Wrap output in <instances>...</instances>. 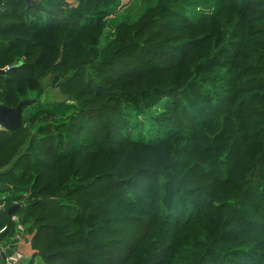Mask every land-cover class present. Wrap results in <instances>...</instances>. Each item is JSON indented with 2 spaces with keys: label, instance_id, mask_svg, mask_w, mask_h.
Returning <instances> with one entry per match:
<instances>
[{
  "label": "trees",
  "instance_id": "1",
  "mask_svg": "<svg viewBox=\"0 0 264 264\" xmlns=\"http://www.w3.org/2000/svg\"><path fill=\"white\" fill-rule=\"evenodd\" d=\"M121 2L0 0V103L34 99L0 128V242L16 215L21 264H264V0L105 31Z\"/></svg>",
  "mask_w": 264,
  "mask_h": 264
},
{
  "label": "rangeland",
  "instance_id": "2",
  "mask_svg": "<svg viewBox=\"0 0 264 264\" xmlns=\"http://www.w3.org/2000/svg\"><path fill=\"white\" fill-rule=\"evenodd\" d=\"M155 2L156 0H122L120 9L108 19V26L105 31L114 29L120 22H132L136 20L148 7L154 5ZM103 40L104 37H102L101 41L103 42ZM56 82L53 85L47 83L48 87H45L43 100L52 102L63 98V95L55 86ZM36 263L44 264L40 258H36Z\"/></svg>",
  "mask_w": 264,
  "mask_h": 264
},
{
  "label": "crops",
  "instance_id": "3",
  "mask_svg": "<svg viewBox=\"0 0 264 264\" xmlns=\"http://www.w3.org/2000/svg\"><path fill=\"white\" fill-rule=\"evenodd\" d=\"M17 228L9 240L0 242V264H21L33 254L30 246L31 235L16 220Z\"/></svg>",
  "mask_w": 264,
  "mask_h": 264
},
{
  "label": "water",
  "instance_id": "4",
  "mask_svg": "<svg viewBox=\"0 0 264 264\" xmlns=\"http://www.w3.org/2000/svg\"><path fill=\"white\" fill-rule=\"evenodd\" d=\"M28 6L35 5V0H25ZM0 73H4L3 69H0ZM58 80V76L55 74L52 78V83L54 84ZM34 99L23 98L17 105L13 107H8L3 103H0V128L6 130H14L22 125V111L25 106L32 103ZM20 205L11 206L8 208L7 212L11 214L16 211Z\"/></svg>",
  "mask_w": 264,
  "mask_h": 264
},
{
  "label": "built area",
  "instance_id": "5",
  "mask_svg": "<svg viewBox=\"0 0 264 264\" xmlns=\"http://www.w3.org/2000/svg\"><path fill=\"white\" fill-rule=\"evenodd\" d=\"M9 67H10V66H5V67L3 68V70H7V69H9ZM12 219H13V220H17L18 217H17L16 215H13V216H12ZM3 229H4V228H2L1 230H3Z\"/></svg>",
  "mask_w": 264,
  "mask_h": 264
}]
</instances>
